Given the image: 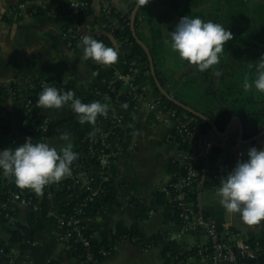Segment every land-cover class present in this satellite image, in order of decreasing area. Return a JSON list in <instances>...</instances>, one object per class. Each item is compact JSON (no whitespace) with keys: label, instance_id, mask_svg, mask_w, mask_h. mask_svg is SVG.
<instances>
[{"label":"crops","instance_id":"crops-1","mask_svg":"<svg viewBox=\"0 0 264 264\" xmlns=\"http://www.w3.org/2000/svg\"><path fill=\"white\" fill-rule=\"evenodd\" d=\"M134 2L135 0H92L91 15L80 21V16L77 19L68 16L69 0H0V87L5 86L13 92H8V98L0 102V121L10 127V133L7 135L0 131V139L7 143L8 148H13L14 143L18 145L25 142V138L19 132L20 118L21 115L23 117L22 110L28 97L26 91L34 86L35 82L73 83L77 89L85 90L93 85L99 76L107 75L109 72L110 65L97 64L91 59L85 60L80 43L73 44L64 38V30L74 26L77 20V25L84 34L91 36L109 34L105 25L98 23L96 19L112 9L113 14L125 15ZM160 11L161 9L157 8L151 13L154 15ZM169 15L172 16V13ZM173 17L179 22V16ZM162 20L164 21L162 39L155 50V62L162 76L165 77L172 96V93H177V90L183 86L178 83L181 74L173 68L174 64L170 61L173 50L170 44L166 43L170 40V31H172L166 29V26L171 23L165 22L164 16ZM109 22L113 28L120 26L117 17L112 14ZM141 34L149 44H152L153 38L147 27L141 30ZM116 46L118 52L123 53V50ZM238 52L247 54L245 50ZM230 62L235 63L233 57L230 58ZM240 63L241 66L251 67L245 65L244 61ZM136 66L141 76L139 83L143 85L149 98L150 72L145 71L143 64ZM10 85L16 90L11 91ZM16 91L17 94L13 96ZM178 94L184 99L182 94ZM185 101L191 105L187 100ZM36 105V119L40 124L53 118L73 119L68 132L74 146L77 115L71 110L70 105H65L61 109H41L38 104ZM123 105L126 103L118 104L113 110L114 114L121 115L127 124L123 125L119 135L111 139V155L108 158L107 182L116 191V202L95 217L85 219L84 223L90 228L95 239H102L114 233L118 225L130 228L137 224L142 241L117 242L113 252L102 259L100 264H162V252L165 246L176 244L180 246L181 252H186L193 244L203 243L205 239L197 234L180 235V225L171 209L170 194H167L168 207L153 204L155 192L166 191L173 176L167 168L177 159L178 154L174 132L170 127L157 122L144 104H130V107ZM242 126L241 140H250L252 137L246 136L252 131V124L247 122L242 123ZM240 128L239 122L233 120L228 130L218 131L221 135L212 131L210 135L203 137L213 143V147L208 152H202L199 160V165L201 162L203 164L202 173L205 174L206 179L218 173L228 174L237 161L238 152H242L246 159L250 147L255 146L258 149L264 147V134L250 144L240 142ZM263 130L264 127L260 128L256 135ZM42 141L57 148L65 143L60 139V135ZM205 178L201 177L193 189L192 205L205 214V217L221 226H227L229 231L238 232L250 240L263 237L264 219L248 225L240 219L238 213H227L219 203L217 188L204 186ZM56 189L52 187L47 190L53 208L59 207ZM44 192L45 190L37 195L41 198ZM10 199L1 204L13 211L12 220L28 227L32 241L28 243V251L20 255L8 242V235L0 223V264H83L79 257H74L68 243L57 239L55 229L37 231L32 225L31 208ZM132 202L148 210L145 219L136 220ZM195 264L213 263L195 261ZM233 264L264 263L257 261Z\"/></svg>","mask_w":264,"mask_h":264},{"label":"trees","instance_id":"trees-1","mask_svg":"<svg viewBox=\"0 0 264 264\" xmlns=\"http://www.w3.org/2000/svg\"><path fill=\"white\" fill-rule=\"evenodd\" d=\"M81 1L86 2L88 7L80 13V21L91 15L90 4L92 0ZM134 6L135 2L125 15H121L120 13L113 14V9L107 14L102 13L96 20L98 23L105 25V29L109 34L92 37L103 41L107 46L115 48L117 52L118 48L116 45H118L119 49L123 50V53L118 52L115 70L123 75H133L135 79L140 80L141 76L139 71H137L136 65L143 64L145 71H149V64L144 51L136 44L131 34L130 16ZM157 8H160L161 11L153 15L151 11ZM168 11L175 13L180 18L188 15L191 17H200L204 21L212 20L220 23L229 29L233 34L232 38H235L234 40L230 39L225 42V49L219 54L220 61L217 65L211 66L205 71H200L195 65L191 64L189 70L182 71L179 76L178 83L181 86L201 89V92H203L202 98L206 103L204 110L201 111L193 104H188L177 93H172V97L200 115L207 117L214 123L219 132L225 131L231 119L238 118L241 123L250 122L253 126L252 131L246 137L251 138L256 135L259 129L264 127V92L258 90L245 91L243 89L242 83L244 78L246 76L250 79L254 78L255 69L254 67L241 66L240 61L237 62L238 59H235V55L239 53V50H244L239 48L247 46L246 44L258 47L264 51V0H149L147 4L140 5L134 22L136 34L140 41L146 45L152 56L156 77L161 87L171 95L170 90L167 88L165 77L162 76L155 62V50L162 39L163 16L167 23H178L173 16L169 15ZM111 14L119 20V27H111V23L109 22ZM144 27L148 28L153 38L152 44H149L148 40L141 34V30ZM68 41L73 44L80 43L76 38H71ZM231 57H233L235 63L230 62ZM186 63L188 64L185 61ZM111 69L110 67L107 75L99 76L97 81L85 90L77 89L73 83L57 82L52 86L65 91L74 90L76 96L81 98L84 103H90L96 100L108 103V111H111L117 108L119 103L125 102L129 94L124 82L113 81L109 84V81L114 75ZM133 70H136V72ZM216 71H219L221 75H215ZM148 85L150 88L149 98L159 99L162 106L174 111L178 117L194 130L197 136L203 138L211 134L212 128L206 121L163 98L159 94L151 75H149ZM141 86L143 87V85ZM10 88L11 91L16 90L13 86ZM41 91L42 89H40V83L38 81L34 83V86L29 87L26 92L30 99H37V95ZM8 92H10L9 88L5 86L0 87V102L8 98ZM16 94L17 91L12 95L15 96ZM36 107L37 105H35L32 113L23 114V117L21 115L19 132L24 138L32 137L35 143L58 136L62 132L70 129L73 121L71 118H53L47 122L45 130L35 129ZM22 111L25 112L24 108ZM75 126L76 133L73 150L79 154L78 158L72 164L75 168V176L81 177L89 175L93 177L92 186L94 188L101 187L103 191L100 194L91 196V193L86 191L84 187L81 188L79 185H76L74 179L66 177L54 186L57 188L56 195L59 201V207L57 208L51 206L47 190H45L41 198L37 193L31 194L33 201L38 204L37 211H32V225L37 231H42L47 228L57 230L62 223L61 219L85 220L93 218L116 202L115 189L109 182H103V178L107 175L97 169V156H93L94 152L91 151L92 148L84 140L87 132L91 130V127L87 122L81 124L77 118ZM0 131L6 135L9 134V125L3 124L0 121ZM175 141H177V138ZM12 146L15 148L16 143ZM188 146V143H180L178 150H187ZM5 148H8L7 143L0 139V149ZM202 167L203 164L201 162L198 167V181L203 176L205 178V174L202 173ZM167 170L173 175L171 182H175L180 174H183V166L178 159L170 163ZM225 175L227 173L223 172L207 179L205 178L204 186L218 188ZM30 190V188H21L14 182L13 178L5 176L0 172V223L3 225L2 229L8 235V242L17 249L20 255H24L28 251V243L32 241V235L29 233L28 227L12 220L14 215L13 211L10 208L2 207L1 202L7 201L14 193L29 194ZM167 194L172 195L170 188L166 191L157 190L154 195L153 204L168 207ZM193 198L192 190L189 195V201L192 203L194 201ZM132 205L136 220H143L147 217L148 210L142 208L136 202H132ZM193 208L199 212L194 205ZM199 213L206 216L202 212ZM76 226L81 229L84 237L89 238V249L84 248L80 242H76L75 234L69 239L67 245L70 247V251L74 257H79L83 264L86 263L85 255L88 252L99 257L102 251H108L111 254L114 246L119 241L130 240L134 243L142 241L137 224H134L130 228L118 225L114 233L102 239H95L90 228L85 223ZM63 229L70 231L72 227L64 224ZM197 235L200 234L197 233ZM152 238L154 239V237ZM193 248L189 249L190 251L188 253L187 251L181 252L180 246L176 244L165 246L162 252V264L187 259V256L194 252Z\"/></svg>","mask_w":264,"mask_h":264},{"label":"clouds","instance_id":"clouds-1","mask_svg":"<svg viewBox=\"0 0 264 264\" xmlns=\"http://www.w3.org/2000/svg\"><path fill=\"white\" fill-rule=\"evenodd\" d=\"M148 2L140 0L142 5ZM232 36V32L220 23L185 15L170 31V40L166 43L170 44L182 61L205 71L219 63V54ZM79 46L85 60L111 65L118 59L115 48L90 34L83 35ZM253 66L254 78L246 76L242 83L243 89L264 92V56L254 62ZM215 75L220 76L221 73L216 71ZM37 104L41 109H61L70 105L81 124L87 122L93 125L98 116L107 117L109 109L108 103L99 100L84 103L74 90L65 91L55 86L44 87L38 94ZM60 139L65 143L59 148L44 141L34 143L32 137H26L25 142L15 148L0 149V172L13 178L21 188L41 193L46 185L71 175V166L78 158V152L73 150L70 133L62 132ZM246 156V159L238 160L232 170L223 176L216 195L227 213H238L243 222L252 225L264 219V147L258 149L252 146Z\"/></svg>","mask_w":264,"mask_h":264},{"label":"built area","instance_id":"built-area-1","mask_svg":"<svg viewBox=\"0 0 264 264\" xmlns=\"http://www.w3.org/2000/svg\"><path fill=\"white\" fill-rule=\"evenodd\" d=\"M88 7L86 2L81 0H69L68 3V16L77 19L80 13ZM84 33L80 30L76 24L72 27H67L64 30L63 37L66 39L76 38L81 41ZM117 61L110 65L114 75L109 81L111 84L113 81H122L126 84L128 89V99L131 100V104L138 105L144 104L148 112L153 114L155 120L164 126H168L174 132V136L177 138V146L180 143H188L187 150H178L177 159L183 166V174L176 179L175 182H171L168 185L172 191L170 195V203L174 216L176 217L180 225V235L197 234L203 236L205 242L193 244L189 249L194 247V252L187 256V259L168 262L166 264H195L196 262H209V263H248L262 261L264 263V236L258 239H247L238 232L229 231L227 226H219L211 219L205 217L201 213L197 212L192 203L189 201V195L194 189L199 178V160L203 151L208 152L213 143L197 136L196 133L186 122H184L176 113L169 110L167 107L162 106L159 99L148 98L145 89L140 85L139 80L135 79L133 75H123L115 70ZM135 66V65H134ZM136 72V70H133ZM40 89L43 90L46 86H52L55 83L40 81ZM37 99H30L27 97L24 103V114L32 113ZM124 119L121 115L114 114V110L108 111V116H98L96 123H87L91 130L87 132L84 140L89 143V147L92 148L93 156H97L98 170L104 174H109L108 158L111 155V139L119 135L123 125ZM46 121L43 124L37 122L34 125L35 129L45 130ZM111 124V126H109ZM94 133V134H93ZM236 160L245 159L242 152H238ZM236 161V162H237ZM72 167L71 175L68 177L74 179L76 185L81 188L84 187L86 191L91 193V196L100 194L103 189L100 187L94 188L92 186L93 177L81 176L76 177ZM109 180L108 176L103 178V182ZM57 182L46 185L43 190H48L54 187ZM34 190H30L29 194L14 193L11 196V201L21 204L23 206L30 207L32 211H37L38 204L33 201L31 194H35ZM4 207V204H1ZM62 223L56 230V236L59 241L67 243L69 239L75 234L76 242H80L82 246L89 249V238L82 235L81 229L76 225L84 223V219L72 220L61 219ZM65 221V222H64ZM71 226L70 231L64 230L63 225ZM86 229V228H84ZM187 250L189 253L190 250ZM110 253L108 251H102L100 256H94L91 252L85 255V264H100L101 260L108 257Z\"/></svg>","mask_w":264,"mask_h":264},{"label":"rangeland","instance_id":"rangeland-1","mask_svg":"<svg viewBox=\"0 0 264 264\" xmlns=\"http://www.w3.org/2000/svg\"><path fill=\"white\" fill-rule=\"evenodd\" d=\"M168 13H172V16H176L175 13L171 12V11H168ZM171 26V27H170ZM176 24L175 23H171L169 24L168 26H166V29L168 30H173L175 28ZM235 38H232V40H234ZM247 46H243L239 49H244L246 50L247 54H241V53H237L235 55V59H238V61H244V64L245 65H250L251 67H254V62L258 61L261 56H264V51L259 49L258 47H254V46H251V45H248L246 44ZM173 54L172 58H171V63L174 64V69H176L177 71H179V73L181 74L182 71L186 70L188 71L189 70V67L191 66L190 63H186L185 64V61H182L178 54L174 51L171 52ZM243 63V62H242ZM170 74V73H169ZM172 77V75H171ZM178 93L182 94L184 97V100H187L189 103L193 104L194 106H196L198 109H202L204 110L205 106H206V103L205 101L203 100L202 98V93L201 92V89H198V88H194V87H189L188 89L187 88H183L181 87L180 89L177 90V95L180 96L182 98L181 95H179ZM148 97V95H147ZM126 103V106L130 107L131 105V100L127 98V100L123 103H119L120 105L121 104H125ZM115 109V108H114ZM124 122V125L125 123L127 124L126 121H123Z\"/></svg>","mask_w":264,"mask_h":264},{"label":"water","instance_id":"water-1","mask_svg":"<svg viewBox=\"0 0 264 264\" xmlns=\"http://www.w3.org/2000/svg\"><path fill=\"white\" fill-rule=\"evenodd\" d=\"M140 0H135V6L131 12V16H130V30H131V34H132V37L134 39V41L136 42V44L138 46H140L142 48V50L144 51L145 55H146V58H147V61H148V64H149V72H150V75L155 83V86L156 88L158 89V92L159 94L165 98L166 100L172 102L173 104L177 105L178 107L184 109L185 111L193 114L194 116L206 121L212 128V131L217 134V135H221L216 126L214 125V123L209 120L207 117L203 116V115H200L199 113L195 112L194 110H192L191 108H189L188 106H185L183 105L182 103L178 102L177 100H175L170 94H168L160 85L157 77H156V71H155V68H154V62H153V59H152V56L150 55V52L148 50V48L146 47V45L140 41V39L138 38L137 34H136V31H135V28H134V22H135V18H136V15H137V12L140 8ZM233 120H236L239 122L240 124V133H239V141L242 142V143H246V144H250L252 141H255L259 138H261V136L264 134V130L259 133L258 135L252 137L250 140H247V141H242V135H243V126H242V123L240 122V120L238 118H233L229 121L227 127H226V130H228V128L230 127V124L232 123Z\"/></svg>","mask_w":264,"mask_h":264}]
</instances>
